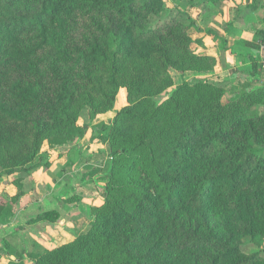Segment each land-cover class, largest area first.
<instances>
[{"label": "trees", "instance_id": "trees-1", "mask_svg": "<svg viewBox=\"0 0 264 264\" xmlns=\"http://www.w3.org/2000/svg\"><path fill=\"white\" fill-rule=\"evenodd\" d=\"M164 5L0 0V176L26 169L51 134L60 144L83 137L80 113L112 110L120 88L130 103L103 125L112 162L91 223L29 264H264V114L253 108L264 104L261 58L250 59L252 87L226 103L221 86L202 80L156 104L172 71L217 63L196 53L192 20L151 24ZM59 217L46 210L29 223Z\"/></svg>", "mask_w": 264, "mask_h": 264}, {"label": "rangeland", "instance_id": "rangeland-1", "mask_svg": "<svg viewBox=\"0 0 264 264\" xmlns=\"http://www.w3.org/2000/svg\"><path fill=\"white\" fill-rule=\"evenodd\" d=\"M163 1V12L159 18L152 19L151 24L175 19L183 25H188L192 20L196 29L192 28L190 35L195 41L196 53L214 55L217 63L211 72H202L200 69L180 75L172 71L173 86L153 96L156 104L169 97L183 82L193 84L208 80L221 86L223 103L252 87L247 76L251 72V54L260 51L256 40H260L258 32L264 31V0H221L217 3L200 0ZM256 2H259L258 5L252 8L251 4ZM208 30L225 41L214 40L206 33ZM201 36L206 39V43L202 41ZM229 50L238 57L230 58L227 66L224 65V56ZM246 61L249 62L248 67L244 65ZM260 72L263 83L258 82V86L264 85V71ZM127 105L130 103L127 101L126 89L120 88L112 110L93 113L90 108H85L80 113L77 124L85 129L83 137L60 144L57 135L51 134L43 140L34 162L27 165L26 169L0 176V206L12 203L10 195L17 192L21 193V199L27 194L30 200L35 202L44 196L46 201L34 208L32 217L26 222L33 220L43 211L53 209L58 213L64 211V216L69 219L66 230L55 228L53 232H47L44 239L34 237L33 233L16 240L19 250L14 251L11 264L17 260L29 264L30 254L71 241L77 232L84 230L91 223L95 208L103 203L108 170L112 162L108 150L109 142L103 135V125H111L115 112ZM253 108L264 114V104L257 103ZM1 247V250H9V244L5 240L2 241ZM253 249L247 242L245 251Z\"/></svg>", "mask_w": 264, "mask_h": 264}, {"label": "crops", "instance_id": "crops-1", "mask_svg": "<svg viewBox=\"0 0 264 264\" xmlns=\"http://www.w3.org/2000/svg\"><path fill=\"white\" fill-rule=\"evenodd\" d=\"M202 38V36L200 37ZM202 41L206 43V39L202 38ZM262 48L264 47L260 46V51H257L256 53H249L253 56L251 57H259L262 60ZM201 50V49H200ZM205 54V53H204ZM206 55H210L215 57L214 55L206 53ZM241 54H239L240 56ZM247 55V54H246ZM238 57L235 53L234 55L232 52L229 50V52L224 56V65L226 64L227 66L229 65L230 58ZM250 58V56H248ZM251 59V58H250ZM260 60V61H261ZM244 65L248 67L249 62L246 61L244 62ZM251 69V67H250ZM251 81L254 80L256 77L251 76L250 74L247 76ZM11 198L14 196L13 194L10 195ZM44 199V200H43ZM20 201V202H19ZM45 198L44 196L38 198V201L35 202V200H30L28 195H24L22 199H18V201L13 204V203H8L7 205H10L11 207V215L10 217L7 218H0V264H9L14 257V251H18L19 247L17 246L16 240H18L20 237H27L31 234L34 233V237H43V239L46 237L47 232H53V229H60V230H66L69 219L67 216H64L63 212L61 211L59 220L57 223H47V222H37V223H29L26 222V220L31 218L32 212H34V208L39 206V203H44ZM19 202V203H18ZM59 206H57L58 209ZM60 209V208H59ZM58 209V210H59ZM5 240L7 241V244H9V247H7L9 250H1V243L2 241ZM12 243V245H11ZM6 253V254H5ZM3 256V257H2ZM6 258V259H5Z\"/></svg>", "mask_w": 264, "mask_h": 264}, {"label": "built area", "instance_id": "built-area-1", "mask_svg": "<svg viewBox=\"0 0 264 264\" xmlns=\"http://www.w3.org/2000/svg\"><path fill=\"white\" fill-rule=\"evenodd\" d=\"M261 52H262V54H263V48H262V50H261ZM261 69L264 71V55H262V60H261Z\"/></svg>", "mask_w": 264, "mask_h": 264}]
</instances>
